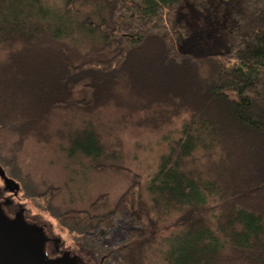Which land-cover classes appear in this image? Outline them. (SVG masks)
Here are the masks:
<instances>
[{"label":"trees","instance_id":"trees-1","mask_svg":"<svg viewBox=\"0 0 264 264\" xmlns=\"http://www.w3.org/2000/svg\"><path fill=\"white\" fill-rule=\"evenodd\" d=\"M129 124L162 133L147 181ZM0 139L1 174L90 260L264 264V0H0ZM29 142L127 187L53 205L18 171Z\"/></svg>","mask_w":264,"mask_h":264},{"label":"rangeland","instance_id":"rangeland-1","mask_svg":"<svg viewBox=\"0 0 264 264\" xmlns=\"http://www.w3.org/2000/svg\"><path fill=\"white\" fill-rule=\"evenodd\" d=\"M174 127L170 126L164 130L169 131ZM161 134V132L153 131L148 127L134 124H129L119 134L122 142L123 161L139 172L145 181L155 170L158 156L164 150ZM62 146L61 142H54L46 146L29 142L17 159L18 171L22 176L28 177L34 182L41 183L42 181L43 184L54 183V185L60 186V193L52 199L53 205L64 207V205L74 204L82 207L101 192L108 193L109 203H113L127 187L128 180L115 172H90L87 175L79 165H68L63 157ZM1 152L3 155L7 154L5 149H2ZM12 184H6L0 176V192L10 200L16 210L23 209L26 220L44 228L50 239L46 246L47 254L56 256L69 252L78 255L85 264H99L83 254L82 249L68 234L67 229L46 211L45 202L42 199L32 200L26 197L22 189L23 183L20 184V189ZM119 238L120 235L115 232L113 239L108 240L107 243L113 244Z\"/></svg>","mask_w":264,"mask_h":264},{"label":"water","instance_id":"water-1","mask_svg":"<svg viewBox=\"0 0 264 264\" xmlns=\"http://www.w3.org/2000/svg\"><path fill=\"white\" fill-rule=\"evenodd\" d=\"M45 230L19 212L9 217L0 204V264H85L78 255L48 256Z\"/></svg>","mask_w":264,"mask_h":264},{"label":"flooded vegetation","instance_id":"flooded-vegetation-1","mask_svg":"<svg viewBox=\"0 0 264 264\" xmlns=\"http://www.w3.org/2000/svg\"><path fill=\"white\" fill-rule=\"evenodd\" d=\"M0 176L3 178V180H5L6 184H8V185L11 184L9 181H6V178L2 174ZM0 204L3 207V210L6 213V215L9 217H13L16 214H18L19 212H22V214H23V209L20 208V209L16 210L14 208L13 204L10 202V200L7 199L1 192H0ZM48 242H50V241H48ZM48 256H50V255L48 254Z\"/></svg>","mask_w":264,"mask_h":264}]
</instances>
